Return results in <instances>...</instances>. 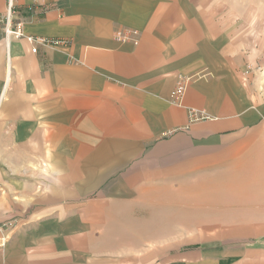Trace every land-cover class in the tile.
I'll return each instance as SVG.
<instances>
[{"label": "crops", "instance_id": "0c3cea01", "mask_svg": "<svg viewBox=\"0 0 264 264\" xmlns=\"http://www.w3.org/2000/svg\"><path fill=\"white\" fill-rule=\"evenodd\" d=\"M16 3L26 34L69 43L33 53L0 29V222L18 220L0 264H135L119 230L170 175L208 183L253 157L264 178V106L222 0ZM256 235L157 264H264Z\"/></svg>", "mask_w": 264, "mask_h": 264}, {"label": "rangeland", "instance_id": "374dc122", "mask_svg": "<svg viewBox=\"0 0 264 264\" xmlns=\"http://www.w3.org/2000/svg\"><path fill=\"white\" fill-rule=\"evenodd\" d=\"M222 3L231 26L245 35L255 91L264 106V0ZM248 158L244 174L231 169L220 174L222 178L217 173L209 176L208 183L195 181L190 175L183 181L170 175L164 185L151 189L149 197L134 205L126 228L119 230V258H131L135 264L143 259L145 264H157L180 255L189 259L187 245L201 248L260 241L262 236L256 234L264 229V178L254 158Z\"/></svg>", "mask_w": 264, "mask_h": 264}, {"label": "built area", "instance_id": "2783aa9c", "mask_svg": "<svg viewBox=\"0 0 264 264\" xmlns=\"http://www.w3.org/2000/svg\"><path fill=\"white\" fill-rule=\"evenodd\" d=\"M35 8L41 9V7L35 2L32 3L30 6H28L27 9L29 11H33ZM19 13H20V9L17 6L16 0H6L5 10L4 12L0 13V29L3 36L24 37L30 44V51L33 53L37 52L39 46L68 45L69 40L64 38H53L42 35L26 34L23 31L22 28L23 19ZM136 34L137 31L133 29L116 30L114 32L115 38L120 40L135 39ZM252 68H253V64L250 62V64L247 65V70L244 72V74H248L249 71L252 70ZM185 84H186V78H180V80L178 81V83L170 93V102H172L173 104L180 103L185 90ZM191 113L194 119H198L201 117L199 116V112L197 110H192ZM17 222H18L17 219H8L0 222V247H4L7 245L8 240L10 239L11 236L12 228Z\"/></svg>", "mask_w": 264, "mask_h": 264}, {"label": "trees", "instance_id": "16d2710c", "mask_svg": "<svg viewBox=\"0 0 264 264\" xmlns=\"http://www.w3.org/2000/svg\"><path fill=\"white\" fill-rule=\"evenodd\" d=\"M198 244H193V245H187L186 247H184L185 249H191V248H194V247H197Z\"/></svg>", "mask_w": 264, "mask_h": 264}]
</instances>
